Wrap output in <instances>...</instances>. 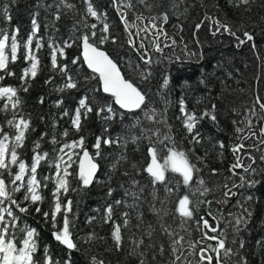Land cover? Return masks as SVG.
<instances>
[{"label":"trees","instance_id":"trees-1","mask_svg":"<svg viewBox=\"0 0 264 264\" xmlns=\"http://www.w3.org/2000/svg\"><path fill=\"white\" fill-rule=\"evenodd\" d=\"M66 2L74 7H65L61 0H0V13L7 8L11 17L9 21L0 14V29H6L9 37L18 29L17 40L21 45L16 61H10L7 66V71L14 75H5L0 86L17 89L21 103L16 116L19 118L22 114L30 120V130L26 133L24 146L18 150L26 164L30 165L32 162L36 142L40 143L38 152H47L52 157L56 155L54 148L58 151L63 143L84 136L85 147L92 152L99 164V171L90 187H83L76 175L69 177L70 190L66 194L61 193L62 203L69 199L73 201L70 219L76 250L69 252L53 238L51 220H46L42 215L50 210L53 203L52 181L42 182L39 191L44 199L36 204L23 199V189L14 194L20 206L28 209L24 213L15 210L19 217L18 228L13 230L17 241L23 237L20 229H35L37 252L34 259L40 261V264H43L45 247L52 259L61 264L65 259H70L72 264H92L93 257L103 264H140L141 260L144 264H171L174 259L172 240L183 236V254L177 264H187V261L199 264L200 248L207 249L205 255L212 256V264H216L215 252L209 248L210 245L215 247L216 241L202 240V233L197 230L196 220L203 216L212 227L224 232L225 235L220 238L226 239V247L237 253L230 258L221 253L222 264H237L241 257L246 264H264V160L261 159L264 156V144H260L258 131L264 126V111L256 103L257 98L264 102V0H249L247 4L240 0H176V7H172L171 0H155L157 7L152 9L146 8L138 0H131L134 7L127 9L124 4L129 0H120L121 10L129 23L135 21L138 14L147 17L165 10L169 13V19L163 27L170 39L161 38V47L165 43L169 46L164 47L162 53H157L151 50L149 39H143L153 60L151 65H145L135 50L140 43L135 36L136 28L129 29L133 33L132 39L136 41L133 46H129L128 32L124 30L113 0H89L98 14L106 16L103 21L87 13L85 0ZM161 4L164 7H160ZM33 19L36 20L38 31L31 49L39 63L36 76L32 77L29 73L25 83L21 77L23 70L29 68L31 62L24 59L23 44L32 32ZM213 21L228 25L236 36L224 32L223 28L216 32L217 25ZM104 23L109 25L110 39L99 47L117 63L125 78L148 94V107L155 108L161 114L157 119H163L165 123L147 121L144 113L139 110L134 114L125 113L121 119L123 111L115 106L110 96L102 93L98 77L84 66L78 37L91 35L93 31L100 36ZM92 24H96L95 29L91 28ZM197 24L201 25L199 29ZM245 31L252 36V40H247ZM213 32L216 34L213 35ZM237 37L245 40V43H239ZM37 40L42 45L39 49L35 46ZM173 40L175 44L172 43ZM65 41L71 47L64 48L63 57L57 53V60L59 65H67V76L58 69H53L52 49L49 47L50 44L63 47ZM6 43L10 44V39ZM73 59L77 60L76 64L72 63ZM137 64L140 69L134 71ZM141 71L150 72V77L142 80ZM3 74L0 72V75ZM68 76L76 82V88L64 89ZM165 76L169 78V85L161 90L160 84ZM158 91L161 92L160 95H157ZM81 98H87V103L94 110L88 114L87 119L82 118L81 130L76 132L71 125V116ZM181 100L184 101L186 112L195 114L198 118L192 134L184 126V114L180 112ZM57 101H62L59 107ZM5 103L7 100L0 98V109H3ZM106 104H112L116 113L108 121L96 115V109ZM253 109L257 113L255 116L251 114ZM65 110L68 111V116L63 115ZM205 112L209 115L204 116ZM212 116H215V120ZM137 118L141 121L140 126L131 127ZM10 119H13L10 106L6 111L0 110V128L12 133L14 129L7 125V120ZM247 120H251L257 136L242 141L238 137L248 135V129L245 128ZM237 127L245 128V131L237 133ZM105 128L107 132L104 131ZM141 128L151 130L147 135L151 136L152 142L157 140V136L152 135L156 129L160 130V139L165 134L170 135L176 149L184 151L190 162L200 169L198 174H194L190 189L185 188L182 183L177 185L176 181L181 178L171 172L166 173L171 179V195L165 193L161 184H157L155 188L152 186L151 178L143 171L148 162L149 140L141 134ZM66 129L69 132L67 137L62 135ZM197 132L199 143L192 139ZM133 135L140 137L136 143L131 142ZM97 136L119 139L118 143L111 145L101 143L100 155L96 156L93 145ZM53 137L60 143L53 145ZM221 142L223 148L220 147ZM240 143L245 145L239 153L244 165L251 164L255 172H245L243 168L235 169L236 174L229 171L235 163L232 147ZM253 145L256 147H252ZM171 146L168 141L157 144L161 163L167 155V148ZM74 151L80 154L79 148ZM249 156L255 159L254 164ZM64 159L67 160V156ZM72 159L74 163L69 171L76 173L78 158L73 156ZM213 169L216 170L215 175ZM54 174V167L50 169L46 162H41L38 178ZM241 176L245 178L244 181H241ZM5 179H8L6 173ZM201 179L204 181L203 187L210 189L206 195L195 191L200 187L196 181ZM249 181L254 182L253 186H249ZM44 183H47V187L43 186ZM109 189H112L111 196L108 195ZM229 190L235 195L226 197L224 193ZM126 192L128 195H125ZM185 194L190 196L195 214L194 219L182 227L183 218L176 212V207L179 198ZM116 200L123 203L114 206L113 220L122 225V213L127 212L129 221L128 227L122 228L123 244L119 251L112 239V222L105 223L102 219L105 207ZM160 201L164 203L161 204ZM208 201L211 203H207ZM37 207L41 209L40 212L36 211ZM154 208L160 211L156 212ZM245 209L248 211L245 212ZM240 216L246 222L238 226L239 232H235V219ZM90 217L96 219L89 223ZM57 219L62 226V215H58ZM162 226L175 235L169 236ZM216 234L218 233H208L209 236ZM133 240H143V244L137 248ZM197 241L200 243L195 249L188 247L189 242ZM240 242H243V248L240 247ZM161 245L164 246L163 254L160 252ZM133 249L135 253L130 254ZM177 255L180 253L177 252ZM203 264H208L207 260Z\"/></svg>","mask_w":264,"mask_h":264},{"label":"snow or ice","instance_id":"snow-or-ice-1","mask_svg":"<svg viewBox=\"0 0 264 264\" xmlns=\"http://www.w3.org/2000/svg\"><path fill=\"white\" fill-rule=\"evenodd\" d=\"M61 2L64 3L65 7L69 9L74 7V5L67 3L66 0H61ZM138 2L148 9L157 7L155 0H151V2L150 0H138ZM240 2L247 4L249 0H240ZM85 3L87 4V13L90 16L100 21L106 19L104 14H98L97 10L94 9L89 0H85ZM113 4L116 6V11L120 15V20L124 25L125 32H128L129 46H133L136 43V41L132 39L133 33H131L129 29L136 28L135 36L137 40L140 41V43L139 48L135 50L137 51L140 60L143 61L145 65H151L153 60L149 52L146 50L143 39L148 38L150 41L151 50L157 53H162L163 48L169 46L165 43L163 47H161V38L164 40L170 39L163 27V25L167 23L169 19L168 11L165 10L158 15L147 17L143 14H138L135 18V21L129 23L126 15L121 10L120 0H113ZM171 4L172 7H176V0H171ZM159 6L164 7L163 4ZM133 7L134 5L131 3V0L124 4V8L132 9ZM0 14L10 21L11 17L8 15L7 8H5L3 13ZM57 19H59L58 16ZM145 21H147L146 24ZM213 23L217 25L216 32L223 28L224 32H227L232 36H236V33L233 32L228 25L220 24L219 21H213ZM200 26V24H197V29H199ZM91 28L95 29L96 24H92ZM37 31L38 25L36 20L33 19L32 32L30 35H28L26 42L23 44V48L25 49L24 59L31 62L30 67L23 70V76L21 79L24 80L25 83H27L25 78L29 75V73L32 77H35L38 70L39 61L31 49V44L33 38L36 36ZM101 32L102 34L100 36H97V33L93 31L91 35H82L78 37V39L81 41L84 63L89 69L92 70L93 73L98 74L102 85V91L112 98L115 105H118L120 109L124 110V112L121 113V119H123L125 113L134 114L137 110H139L144 113L145 120L155 123H165L163 119H157V116L161 114L158 113L155 108L148 107V94L140 89L133 81L125 78V76L121 74L117 64L105 51L100 49L99 45H103L110 39L109 25L107 23H104ZM216 32H213V35H215ZM17 35L18 29L11 34V37H9L6 29H0V37H2V39H0V72L4 73L3 75H0V81L4 79L5 75H14V73L11 71H7V66L10 61H16L18 48L21 47V45L18 43ZM244 36L247 38V40H252V36L247 31L244 32ZM9 39L10 44L6 43L9 41ZM237 39L239 40V37H237ZM112 42L115 43L114 38H112ZM172 43L175 44V40H173ZM239 43L243 44L245 43V40H239ZM35 46L37 49L42 47L39 40L36 41ZM49 47L52 49L51 64L53 69H58L60 73L67 76V65L58 64L57 53H59L60 57H63L64 48L71 47V44L65 41L63 47L55 44H50ZM72 63L76 64L77 60L73 59ZM138 69H140L139 64H137L133 70L135 71ZM150 75V72H140L142 80H147ZM168 85L169 78L168 76H165L162 83L160 84V89H166ZM76 87V82L70 76H68L64 85V89H73ZM24 91H27V88H24ZM160 94L161 92L158 91L157 95ZM0 98H5L7 100V103L4 104L3 109L0 110L6 111L8 110L9 106L13 110V119L7 120V125L11 129H14V132L9 133L3 131V129L0 128V264H40V261L34 259V254L37 252L36 230L28 227L20 229V231L23 233V237L19 241H17L16 235L13 231L14 229L18 228L17 220L19 219V217L15 214V210H18L20 213L28 211L27 208L20 206V202L14 198V194L20 192L21 189H23V199L36 204L37 202H41L44 199L39 191L42 182L52 181L54 183L52 192L53 203L50 207V210L43 212L42 215L46 220H51L53 238L62 244L69 252H72L77 249V245L72 238L71 232L72 220L70 219V214L72 213L73 201L69 199L66 203H62L61 193L66 194L70 190L69 177L73 175L77 176L83 187L89 186L94 180L98 166L94 162V157L90 155L89 151L85 147L84 136H80L78 140L63 143L62 146L59 147L58 151L54 148L53 151L56 152V155L52 157H50L49 153L47 152H44L43 154L38 152L37 149L40 148V143L36 142L33 148L34 154L32 157V162L30 165L26 164V162L21 158L20 152L18 150L24 146L26 133L30 130V120L24 118L22 114L19 116V118L16 116L18 106L21 103L20 98L17 95L16 88L11 86H0ZM41 103H43L42 99ZM61 103L62 101H57V107H59ZM256 103L259 105L261 111H264V102H261L260 98H257ZM213 108H215V106H213ZM93 110V107L87 103V98H81L79 100L78 107L71 116V125L76 132H80L81 130L82 118L87 119L88 114L92 113ZM180 112L184 114V126L187 132L192 134L198 118L195 116V114L186 112L183 100L180 101ZM115 114L116 113L112 104H106L96 109V115L105 121L112 120L115 117ZM251 114L255 116L257 113L253 109L251 110ZM63 115L68 116V111L65 110ZM203 115L208 116L209 113L205 112ZM212 119L215 120V116H212ZM140 123L141 121L139 118H137L136 123L131 125V127H138L140 126ZM245 128L248 129V135L239 136L238 138L240 140L243 141L249 139L250 137L257 136V132L253 130L251 120L246 121ZM245 128L237 127L236 132L243 133ZM104 131L107 132V128H105ZM149 131L151 130L141 128V134L149 140L147 153L151 158L150 162L147 163V166L143 169V171H145L151 178L152 186L155 188L157 184H161L164 186L165 193L171 195L173 192V188L169 186L171 179L166 176L167 172H171L173 174H178L181 178V180L176 181L177 185L182 183L185 188L190 189L194 179V174H198L200 169L190 162L184 151L176 149L174 143H172V137L170 135L165 134L163 139H160V130L156 129L154 132H152V135L157 136V140L152 142L151 136L147 135ZM258 131L259 137L261 138L260 144H264V126H261ZM62 135L67 137L69 135L68 130L66 129ZM198 136V132L192 136V139L196 143L200 142L199 139H197ZM118 139L112 140L111 138H102L101 136H97L96 142L93 145V147L96 149V156L100 155L101 143L105 145H111L118 143ZM130 139L132 143H136L140 137L133 135ZM164 141H168L170 144H172V146L167 148V155L163 158V163H160V149L157 147V144H163ZM51 143L56 145L59 144L60 141H58L56 137H53ZM125 143H127V140ZM220 147H224L222 142L220 143ZM252 147H256V145H253ZM77 148L80 149L82 155L74 151ZM244 148L245 145L243 143L233 145L232 147L233 154L235 155V163L231 165L229 171L233 172V174H236L234 170L238 168H243L245 172H255V169L252 168L251 164L247 166L244 165L243 159L241 155H239L241 150ZM65 156H67V160L64 159ZM73 156H77L79 160V170L76 173L69 171V169L72 167V164L74 163L72 159ZM248 158L252 160L253 164L255 163V159L253 157L249 156ZM261 159L264 160V156H261ZM41 162H46L50 169L54 167L55 174L53 176H43L38 178V168L41 166ZM14 167L15 171H13ZM113 167H115V165H113ZM133 167L135 168L136 165H133ZM5 173L8 177L7 180L5 179ZM213 174H216L215 169H213ZM240 179L241 181H244L245 178L241 176ZM133 183L136 182L133 181ZM248 183L249 186H253L254 184L252 181H249ZM196 184H198L200 187H197L195 191L200 192L201 195H206L210 191V189L207 187H203L204 181L202 179L197 180ZM43 186L47 187V183H44ZM225 187H227V185H225ZM233 187H235V184ZM73 191H75V189H73ZM108 195H112V189H109ZM125 195H128V193L126 192ZM224 195L227 197L229 195H235V193H231V190H229L228 192H225ZM155 198L156 197L154 196V199ZM248 199H251V197H248ZM121 203H123V201L116 200L113 204H108L104 209V215L102 217L105 223L112 222L113 224L112 239L117 251L121 249L123 244L122 228L128 227L129 224L127 212L122 213V225L115 223L113 220L114 206L120 205ZM160 203L163 204L164 201H160ZM207 203L210 204L211 201H208ZM192 205L193 202L190 200V196L188 194L183 195L178 200L176 212H178L179 216L183 218L182 227L188 221L194 219L195 207ZM153 210L156 212L160 211L159 209L155 208ZM36 211L40 212L41 209L37 207ZM247 211L248 210L245 209V212ZM58 215H62L63 217L62 226H60V221L57 219ZM209 215H211V213H209ZM94 219H96V217H90L89 223H91ZM245 222L246 221L243 216L237 217L235 219V225L237 227L234 228V231L239 232L238 226ZM196 223L198 225L197 230L202 233V240L208 239L216 241L215 247H212L211 245L209 246L211 251L217 253L216 264H222L221 253L223 256L229 258L231 256L237 255L234 249L226 247V239L220 238L225 235L224 232L218 231V228L216 227H212L209 221L203 216H200L196 220ZM162 228L163 231L169 236L175 235L173 232L169 231L168 228H164L163 226ZM185 230L187 231V229ZM209 232L218 234L209 236ZM89 239H91V237H89ZM183 240V236L179 237V239L172 240L171 249L174 259L171 261V264H177V261H181V256L183 254L181 242ZM133 243L138 248L141 244H143V240H133ZM199 243L200 241H197L196 243L189 242L188 247L190 249H195L196 245ZM240 247H244L243 242H240ZM199 251L201 253L199 256V264H203L205 260H207L208 264H212L213 257L205 255L207 249L200 248ZM160 252L162 254L164 252L163 245L160 246ZM177 252H179L180 255H177ZM134 253L135 249H133L132 253L130 254ZM43 255V264H61V262L54 261L52 259L47 247L44 248ZM63 264H72V262L70 259H65ZM92 264H103V262H97L96 258L93 257ZM140 264H144V261L141 260ZM187 264H192V261H187ZM237 264H246V261L241 257L239 258Z\"/></svg>","mask_w":264,"mask_h":264},{"label":"water","instance_id":"water-1","mask_svg":"<svg viewBox=\"0 0 264 264\" xmlns=\"http://www.w3.org/2000/svg\"><path fill=\"white\" fill-rule=\"evenodd\" d=\"M101 50H103V51H105L104 49H102V48H100ZM106 52V51H105ZM107 53V52H106ZM108 54V53H107ZM109 55V54H108ZM110 56V55H109ZM80 57H81V59H82V61H83V63H84V60H83V56H82V47H81V41H80ZM111 58V57H110ZM112 59V58H111ZM113 60V59H112ZM114 61V60H113ZM115 62V61H114ZM116 63V62H115ZM117 64V63H116ZM84 66L86 67V69L89 71V72H91V73H93L92 72V70L91 69H89L88 67H87V65L84 63ZM118 66V65H117ZM118 68H119V66H118ZM120 69V68H119ZM121 71V70H120ZM93 74H95L97 77H98V79H99V76H98V74L97 73H93ZM121 74L123 75V73L121 72ZM99 82H100V80H99ZM100 88H101V91H102V85H101V82H100ZM102 93H104L103 91H102ZM105 95H108V94H106V93H104ZM109 96V95H108ZM117 108H119V106L118 105H115ZM120 109V108H119ZM121 111H123L124 112V110H122V109H120ZM138 111V110H137ZM87 150L89 151V153H90V155H92L93 156V154H92V152L90 151V149H88L87 148ZM80 155H82V153L80 152ZM94 157V156H93ZM150 157L148 156V162H150ZM94 162L97 164V171H96V174H95V177H96V175H97V173H98V171H99V164L97 163V161L94 159ZM147 162V163H148ZM161 163V162H160ZM78 170H79V160H78V163H77V172H78ZM95 177H94V179H95ZM94 181V180H93ZM93 183V182H92ZM92 183L89 185V186H87V187H90L91 185H92ZM216 256H217V253H215L214 254V257H215V260H216Z\"/></svg>","mask_w":264,"mask_h":264}]
</instances>
